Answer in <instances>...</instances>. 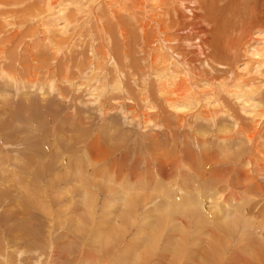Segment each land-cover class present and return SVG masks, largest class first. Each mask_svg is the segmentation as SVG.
Instances as JSON below:
<instances>
[{
    "label": "rangeland",
    "instance_id": "1",
    "mask_svg": "<svg viewBox=\"0 0 264 264\" xmlns=\"http://www.w3.org/2000/svg\"><path fill=\"white\" fill-rule=\"evenodd\" d=\"M44 1L13 0L0 9V51L3 50L1 53L4 59H7L4 61L5 66L2 63L3 71L9 63V56L12 55L18 57L14 62L20 64H16L18 67L15 65V69L13 66L10 68L9 64L7 69L10 72L13 69L18 72V69L22 68L21 63L26 66L28 64L26 72L17 77L14 76V79L5 75L3 71L0 72V264H119L118 254L121 255L126 250L124 246L133 237L135 229L140 226V220L145 217L144 214L148 217L145 219L155 220L152 222L155 226L153 229L155 238L159 236V243L164 242L163 235L168 229L164 223L169 225L170 222L166 220V213L163 214L160 211L161 205L166 203V200L162 192H157V184H161L163 191L171 195L169 199L174 200L175 193L184 197L179 192L176 182L182 179L189 184L188 188H191L193 178L199 186L194 191L190 192V189L188 191L197 193V197L207 196L214 201V182L219 179L221 181L218 185L219 183L223 185L221 182L224 180L218 173L215 174L218 179L214 178V170L217 168L213 165L214 159L209 161L210 165L208 162L198 164L195 169L196 174L191 177L192 171L187 167L189 165L183 164L182 150L199 153L205 150L207 157L217 155L215 158H221L225 154H231L229 158L232 160L239 158L244 153L242 146L246 147L247 144L244 143L245 140L241 137L240 131L232 130L235 122L240 121L241 118L237 115L239 105L246 107L250 105L244 100L246 98L243 95L237 100L228 96V101H221L222 97L225 98V88L221 92L224 96H220L214 90V84L211 85V81L205 80H202V85L209 92L205 95L202 93L200 102L188 104L187 109H181L178 112L167 106L164 107L166 112L159 114L160 108L155 105L151 97H143L142 104L137 100L133 103L127 98L120 100L119 98L123 96L111 85L114 82L111 76L107 73L103 76L102 71L95 72L94 65L87 64V56H92L93 47L87 51L85 49L88 39L94 38L95 31L93 27L91 28V17H104L103 11L112 7L108 5L106 8L105 2L115 0H98L99 6L94 15L89 11L86 13V6L83 7L85 12H79L71 0H56L57 4L50 8ZM261 1L239 0L232 6L231 12H228L226 17L232 18L230 20H234L236 24L237 22L244 24L251 20V11L256 10ZM38 2L39 6H37ZM83 2L86 3V1ZM4 16L6 20H2ZM32 16L40 21L33 20ZM84 16L88 20L82 21ZM74 19H77L76 22ZM242 19H245V22ZM16 24L20 25L19 28ZM214 24L217 25V22L214 21ZM75 25L78 27L74 28ZM247 25L243 26L248 28ZM64 26H67L68 28L65 29L68 30L60 35L61 27ZM209 27L210 25L207 28ZM109 28L111 30L113 26L109 25ZM259 29H248L247 31L252 32L250 35L245 34V29L243 33L246 36L243 33L231 36H239L237 43L239 49L237 48L238 51L236 50L232 58L237 72L250 71L251 65L256 62V59L250 60L253 52L257 51L258 56L264 54V47L259 48L261 42L264 45V27ZM214 33V25L211 24L207 35L208 40L211 41L214 38ZM22 34L25 35L24 40L16 46L17 48H14L19 39L14 38L17 35L21 37ZM108 34L110 35V32ZM247 36L249 38H246ZM118 37H121V32ZM248 39L249 41L246 42ZM248 42L251 44L247 45ZM246 47L250 53L245 55ZM193 49L188 48V50ZM202 52L201 58L209 57L210 59H205V63L200 62L198 66L196 64L197 69L205 77L213 76V80L215 70H219L223 79L229 66L214 61L213 46L210 45ZM255 55L257 56L255 53L253 57H256ZM246 56L252 63L248 62ZM132 57L134 62H137L140 56L134 54ZM75 60L77 64L72 70V63ZM139 61L142 66L143 61ZM130 62L131 59H128L123 61V64L128 66ZM193 63L195 65V62ZM7 69L6 72L9 71ZM33 72L37 74L33 75ZM253 73L264 76V70L260 66L256 67ZM27 77L34 78L35 81L30 82ZM255 81L260 83L259 79ZM214 94L217 95L216 99ZM132 103L136 108L129 106ZM214 106L216 107L215 116ZM190 109L194 114L200 110L202 113L208 111L213 113L210 118L203 119L202 114L190 117L188 113ZM231 109L234 111V116L231 115ZM179 112L188 114L182 122L174 121L173 114ZM151 114L155 117L152 118ZM218 127L221 130H230V134L233 135L231 139L223 141L225 146L223 151L220 149L222 141L218 137ZM201 141L204 142L201 143ZM155 148H160V153L153 154ZM162 153H167L170 160L176 158L173 165L168 168L173 174L167 175L164 183H161L153 166L157 164V157ZM245 154L246 152L243 156ZM122 155L126 157L122 158ZM122 160L125 161L123 162L125 172L112 171ZM146 164L150 165L146 167ZM99 168L102 169L101 172ZM130 170L136 172L133 178L137 179L139 174L138 178L142 179H128L132 184L135 181L136 184H141V189H136L131 195L127 193L130 201L136 204L135 210L131 206L129 215L126 211L122 212L125 208L119 205L120 193L116 188L117 183L111 182L113 178H118L117 180L120 181L121 177ZM85 171H88L87 177ZM153 171L154 176L151 177ZM108 176H110L109 180H106L104 177ZM124 182H126L125 179L122 183ZM106 183L112 184L110 186L115 189H108ZM81 186L89 187L86 208L81 200L83 193ZM219 193L222 197L210 204L211 209H214L213 211L210 209L211 213L216 208L223 210V207L229 203L241 210L244 206L243 199H247V196L248 199L253 197L256 199L253 193L242 196L233 189ZM261 197L264 199V196L261 195ZM156 198L158 202L155 201ZM205 199V203L210 200ZM160 200L163 203H160ZM260 201L262 199H258V202ZM183 213H186V217H184L185 214H180L183 215L180 219L187 223L190 214L188 215L185 209ZM248 216L256 221L254 216ZM212 217L208 219L215 222L214 213ZM141 228L146 229L144 226ZM193 229L192 226V231ZM226 229L230 233L225 240L234 241L228 249L230 253L238 243V236L233 235L229 227L226 226ZM194 234H196L195 230ZM223 236L226 237V235ZM189 239L187 236L184 244L189 242L191 243L189 247L194 245L195 264L198 261L201 263L206 257H200L196 253L200 246L205 244V241H202L204 237L195 243ZM147 245L148 243L144 253L140 255V260L136 259L131 264H153L158 254L156 257L153 253L151 255V247ZM148 253L152 259L150 256L144 258Z\"/></svg>",
    "mask_w": 264,
    "mask_h": 264
},
{
    "label": "bare ground",
    "instance_id": "2",
    "mask_svg": "<svg viewBox=\"0 0 264 264\" xmlns=\"http://www.w3.org/2000/svg\"><path fill=\"white\" fill-rule=\"evenodd\" d=\"M12 1L13 0H0V9L7 2L11 3ZM71 1L75 3L76 10L79 12H85L83 7L86 6V13L89 11L92 15L95 14V11L99 6L98 0H79L80 2L77 0ZM83 1H86V3ZM255 1L257 2L258 0ZM44 2L45 4H48V8L57 4L56 0H45ZM238 2L239 0H115L113 2H105L106 8L108 5H112V7L105 10V12L103 11L104 17L92 16L90 19L91 28L93 27L95 34L93 33L94 38L90 39L88 37L89 41L86 42L85 45L86 51L89 50L90 47H93L92 56H87V64L94 65L93 71H102L101 74H104L103 76H106V73L111 76V80L114 81L111 85L123 96L119 98L120 100L127 98L131 99L133 103L137 100L142 104L143 97H151L155 105L160 108L159 114L165 113L166 110L164 107L167 106L174 109L175 112H178L181 109L188 107V104L200 102L203 94L205 95L209 92L207 91V88L202 85V80H205L206 82L211 81V85L214 84V90L217 94L219 93L220 96L225 95V98L222 97L221 101H228V96L237 100L243 95L246 98L244 100L249 102L250 105L249 107L239 105V112H237V115L241 118L240 121L238 120L235 122V127L232 130L240 131L241 137L245 140L244 143L247 144L246 147L242 146L244 153L246 152L244 156V153H242L239 158L232 160V158H229L231 154H225L223 157L221 156V158H215L217 155L214 157L211 155V157H207L208 155L205 150H202L199 153L191 150H189V152L188 150L183 149L184 151L182 150V152L184 155L183 164L185 166L189 165L187 167L192 171V174L190 175L191 177L196 174L195 169L198 164L203 162L209 163L211 159H214L213 165L214 167H217L214 170V178L218 179V176L215 175L218 173L219 176L224 179L222 181L225 182H221L223 185H220L219 183V186L218 182L221 180H214V201H217L222 197L219 193L220 191L223 192L232 189L236 193L239 192L242 196H245L247 193H253L256 195V199H254V197L248 199L247 196V199H243L245 207L242 206L241 210L234 208L230 203L227 204L226 207H223V210L216 208L213 212L214 217L216 216V220L215 222H212L209 220L213 214L211 213L212 206L210 204L214 201L212 198L206 196L205 198H209L210 200L205 203L206 199L204 196L197 197V193H190L191 190L194 191L199 186L195 180L193 181V178L191 188H188L189 184L179 178L180 181L176 183L179 192H181L184 197H180L175 193L173 194L174 200H170L169 197L171 195L169 196L163 191L161 184H157V192H162L166 200V203L161 205L160 211H162L163 214L166 213V220L170 222L169 225L168 223L163 222L168 226L167 232L163 235L164 242H161L163 246L162 248L160 247L161 243H159V236L155 238L156 235H154L155 230L153 229L155 226L152 222L155 220H147L148 217L144 214L143 216L147 218L145 219V217L142 218L143 216H141L142 219H139L141 221L140 226L135 229L133 237L127 243L125 242V246L123 245L126 247V250H124L121 255L118 254L120 257L118 260L119 264H131L132 262L134 263L136 259L140 260V255L144 253L146 243H148L147 246L151 247V255L153 253V255H155L154 257H156L158 254L153 264H195L193 254L196 249L193 247L194 245L189 247L191 243L189 244L187 241V243L184 244L187 236H189V240L194 243L204 237L202 241H205V244L200 246L196 254L200 257L203 256L206 258H203L201 263H199V261L196 262L197 264H264V199L261 197V195L264 196V76H261L259 73H253L258 66L262 67V70H264V54L258 56L257 51H255L257 56L255 55L256 57H253L255 53L252 51L253 55H251L252 57H250V60L253 58L256 59V62L251 65V68L249 69L250 71H238V73L237 67L234 65L232 58L233 55L236 54L238 48L237 43L239 36L231 37L233 34H242L245 29V34L250 35L252 32L247 31L248 29L257 30L258 28L261 29V27H264V0L261 1L260 6L256 10L251 11L250 21L245 22V19H242V21L245 22L244 24H242L243 22L241 24L237 22L236 24L234 20V22L230 20L232 18L228 19L226 17V14L231 12L232 6ZM39 5L40 3L38 2L37 6ZM48 8L47 10H49ZM111 11L112 15H110ZM115 13L119 16H115ZM122 15L128 19H124ZM31 18L37 20L33 16ZM68 19H72V17H68ZM77 19H74L75 22ZM2 20H6V17H2ZM85 20L88 19L84 16L82 21ZM37 21L39 22L40 20L38 19ZM214 21L217 22V25H215L216 23L214 24ZM69 23L73 25L72 22ZM211 24L214 25L215 33L214 38L210 41L208 40L207 35L211 29ZM246 24H248V28L243 26ZM109 25L113 26V29L110 30ZM209 25L210 27L207 28ZM19 26L20 25L16 24V27L19 28ZM66 27L67 26L61 27L60 35H62V32L68 30L65 29ZM73 27L77 28L78 26L75 25ZM84 27L86 26L84 25ZM228 31H230V33ZM108 32H110V35ZM119 32H121V39L118 37ZM24 37L25 35L22 34L21 37L20 35H17L14 38L15 40L19 38L16 41L14 48L24 40ZM246 38L249 37L247 36ZM241 39H243V37ZM247 41H249V39L246 40V42ZM250 44L251 42H248L247 45ZM260 44L261 46L259 48L264 47V45H262L263 42ZM210 45L214 47V61L229 66V70L224 74L223 79L219 70H215L213 80V76L205 77L201 71L197 69L200 62L205 63V59H210L209 57L201 58L202 51L205 48H209ZM188 48L194 49L188 50ZM1 51L0 67L2 66V63L3 66H5L4 61L7 60L4 59ZM244 53L245 55L250 53L248 48ZM134 54L140 56L137 59V62H134V58L132 57ZM16 58L18 57L15 55L9 56V63H7L8 65L10 64V68L11 66L14 68L17 64L14 62ZM248 58L246 56L247 60ZM128 59H131L130 65L125 66L123 61ZM139 60L143 61L142 66L140 65ZM193 62H195V65ZM248 62L250 61L248 60ZM250 63H252V61ZM76 64L77 61H73L72 70H74ZM8 65L5 67L6 69L9 67ZM244 65L246 66L247 64ZM27 66L26 64L21 63L20 67L22 68L19 67L20 69H18V72L14 70L15 68H12V72H10L9 69H7L9 71L6 72V69L3 71L1 67L0 72L3 71L5 75L14 79V76L17 77V75L26 72V68H28ZM245 66L243 68H245ZM238 69L241 70V68ZM251 73L253 74L250 77ZM36 74V72H33V75ZM227 75L229 76V81H227ZM30 78L31 77H27L30 82L35 81L34 78ZM255 79H259L260 83L255 81ZM224 88V95H222L221 92ZM214 97L216 99L217 95L215 96L214 94ZM132 104L129 106L136 108V106ZM203 110L206 111V108L203 107ZM230 111L231 115L234 116V111L232 109ZM215 112L216 107L214 106V113L213 111L211 113H209V111L207 113H202L200 110L194 114L191 109L188 113H190V117L202 114V118L204 119V117L210 118L212 113L215 116ZM186 115L188 114H184V112L174 113V121L182 122ZM150 116L152 118L155 117L154 114H151ZM230 132V130H221L220 127H218V137L222 141L220 146L221 151L225 149L223 141L233 137ZM195 141L197 142L198 140L195 138ZM203 142L204 141H201V143ZM242 147L240 148L242 149ZM160 151V148H155L153 154H158ZM121 157L125 158L126 155H122ZM175 160L176 158L170 160V156L167 153L158 155L157 164L153 165L155 170L152 169L156 171L157 175L160 177L161 183H164L167 179V175L173 174L168 168L173 165ZM123 162L125 161H120L117 168H113L112 171H115V173L125 172ZM134 163H137V161H134ZM147 165L149 166L150 164H146V167H148ZM77 167L75 168L77 169ZM97 169L98 168H96V170ZM101 171L102 169H100V172ZM154 171L151 173V177L154 176ZM85 172L87 177L88 171ZM134 174H136V172L130 170L127 174L121 177L120 181L117 180L118 178H113L111 182L114 184L117 183L116 185L118 186H116V188L118 189V193H120V196L118 197L120 201L119 205L121 207L123 205L125 209L122 212L125 213L126 211L128 214L131 210V206L132 209L135 210L136 204L134 201H130L127 193L131 195L136 189H141V184H136V181L132 184L129 181L133 179H142L141 177L138 178L139 174L137 175V179L133 178L135 177ZM83 176L84 175H82V177ZM89 176L91 175L89 174ZM109 177L110 176L104 178L109 180ZM123 179H125L126 182L122 183ZM85 183L87 182L85 181ZM110 185L112 184L106 183L108 189H115V187ZM87 188L89 189V187L81 186L83 191L81 200L84 204V208H86L88 202ZM188 189H190V192ZM146 198H144V200H146ZM258 199H262L263 202H258ZM32 200L34 201V198ZM155 201H157V198ZM155 201H153V203ZM160 201V203H163L162 200ZM184 209L188 212V215L190 214L187 223L180 219L184 214V217H186V213H183ZM248 215L254 216L256 221L250 219ZM190 217L195 219H192L191 221ZM143 226L146 229H142L141 227ZM192 226L194 228L193 231ZM226 226L232 230L233 235L238 236V243L235 244L236 246L230 253L228 249L232 244L231 242L234 241H231L230 239L225 240V238L229 237L228 234L230 233L226 229ZM148 228L151 229L149 230ZM194 230L196 234H194ZM223 235H226V237ZM148 256H150L149 253L145 254L144 258H147ZM186 258H189V260H186ZM143 262H145V259H143Z\"/></svg>",
    "mask_w": 264,
    "mask_h": 264
}]
</instances>
